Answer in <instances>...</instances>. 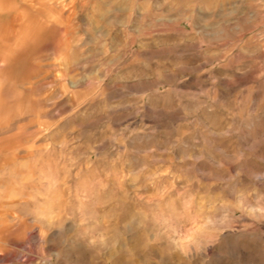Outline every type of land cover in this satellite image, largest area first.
I'll return each instance as SVG.
<instances>
[{
    "label": "rangeland",
    "instance_id": "obj_1",
    "mask_svg": "<svg viewBox=\"0 0 264 264\" xmlns=\"http://www.w3.org/2000/svg\"><path fill=\"white\" fill-rule=\"evenodd\" d=\"M0 264H264V0H0Z\"/></svg>",
    "mask_w": 264,
    "mask_h": 264
}]
</instances>
